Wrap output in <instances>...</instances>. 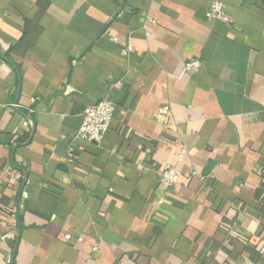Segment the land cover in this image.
<instances>
[{
    "label": "crops",
    "instance_id": "obj_1",
    "mask_svg": "<svg viewBox=\"0 0 264 264\" xmlns=\"http://www.w3.org/2000/svg\"><path fill=\"white\" fill-rule=\"evenodd\" d=\"M212 1L0 0V264H264V5Z\"/></svg>",
    "mask_w": 264,
    "mask_h": 264
},
{
    "label": "built area",
    "instance_id": "obj_2",
    "mask_svg": "<svg viewBox=\"0 0 264 264\" xmlns=\"http://www.w3.org/2000/svg\"><path fill=\"white\" fill-rule=\"evenodd\" d=\"M205 16L208 19L220 20L228 22V17L224 11V4L220 0H213L207 10ZM132 50L130 44L124 45L120 49L122 55H128ZM201 66V62L198 59H191L184 63V70L186 72H195ZM12 108H17L15 103L11 104ZM158 114L166 115L169 112V107L164 105L158 108ZM115 113L114 103L107 99L102 98L98 101L86 105L81 111V120L77 129L74 131V137L79 138L85 142L98 143L100 142L110 125V122ZM178 160L183 158V153L180 151L177 154ZM192 174H196L192 172ZM179 179V171L174 165L164 164L158 175L159 183L165 188H170L177 184ZM69 235H64V239H68ZM204 264H212V262H205Z\"/></svg>",
    "mask_w": 264,
    "mask_h": 264
},
{
    "label": "trees",
    "instance_id": "obj_3",
    "mask_svg": "<svg viewBox=\"0 0 264 264\" xmlns=\"http://www.w3.org/2000/svg\"><path fill=\"white\" fill-rule=\"evenodd\" d=\"M261 1V3L264 5V0H260Z\"/></svg>",
    "mask_w": 264,
    "mask_h": 264
}]
</instances>
